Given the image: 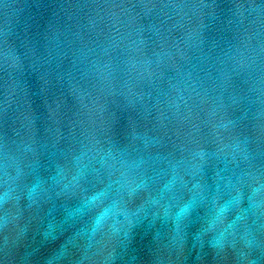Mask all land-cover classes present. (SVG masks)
<instances>
[{
    "label": "water",
    "instance_id": "water-1",
    "mask_svg": "<svg viewBox=\"0 0 264 264\" xmlns=\"http://www.w3.org/2000/svg\"><path fill=\"white\" fill-rule=\"evenodd\" d=\"M0 264H264V0H0Z\"/></svg>",
    "mask_w": 264,
    "mask_h": 264
}]
</instances>
